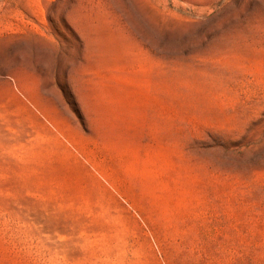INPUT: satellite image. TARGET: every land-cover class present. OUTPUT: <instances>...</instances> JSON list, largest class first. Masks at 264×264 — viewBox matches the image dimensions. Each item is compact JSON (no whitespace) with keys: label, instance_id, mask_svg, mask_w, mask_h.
<instances>
[{"label":"rangeland","instance_id":"374dc122","mask_svg":"<svg viewBox=\"0 0 264 264\" xmlns=\"http://www.w3.org/2000/svg\"><path fill=\"white\" fill-rule=\"evenodd\" d=\"M0 264H264V0H0Z\"/></svg>","mask_w":264,"mask_h":264}]
</instances>
